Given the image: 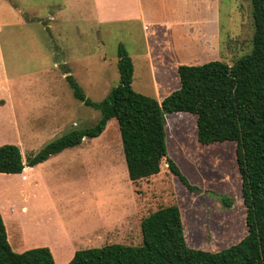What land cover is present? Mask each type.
I'll return each instance as SVG.
<instances>
[{"label":"rangeland","instance_id":"1","mask_svg":"<svg viewBox=\"0 0 264 264\" xmlns=\"http://www.w3.org/2000/svg\"><path fill=\"white\" fill-rule=\"evenodd\" d=\"M141 2L145 22L136 12L123 16L118 1L0 0V144L18 145L25 161L60 135L93 125L99 110L74 96L66 76L89 100L101 101L118 83L119 45L132 59L134 90L161 100L178 87L175 65H157L154 56L168 44L162 23L175 19L182 4ZM220 2L219 48L213 42L214 54L208 55L172 41L174 58L231 63L251 50L250 0ZM165 126L169 157L199 191L187 189L165 163L156 175L132 182L111 118L98 137L19 173H0V212L9 240L47 245L55 264H66L78 249L140 244V219L174 203L189 246L217 251L237 242L246 226L235 142L199 143L189 113L166 115ZM220 195L230 198L229 206Z\"/></svg>","mask_w":264,"mask_h":264},{"label":"trees","instance_id":"2","mask_svg":"<svg viewBox=\"0 0 264 264\" xmlns=\"http://www.w3.org/2000/svg\"><path fill=\"white\" fill-rule=\"evenodd\" d=\"M251 50L231 63L211 59L176 67L179 85L161 100L133 89V62L118 46L119 79L99 102L89 100L67 75L74 96L99 110L89 127L72 129L22 159L14 143L0 144V173H19L25 166L99 136L108 120L118 124L127 174L132 182L160 172L162 163L190 191V183L166 146L165 116H195L196 139L202 144L235 142V163L245 207L246 233L226 248L209 251L187 244L180 208L161 205L140 219L141 243L110 242L76 250L66 264H264V0H250ZM4 100L0 98V105ZM227 206L231 200L220 195ZM0 264H55L47 246L15 251L0 213Z\"/></svg>","mask_w":264,"mask_h":264},{"label":"crops","instance_id":"3","mask_svg":"<svg viewBox=\"0 0 264 264\" xmlns=\"http://www.w3.org/2000/svg\"><path fill=\"white\" fill-rule=\"evenodd\" d=\"M113 1H118V3L121 4V6L123 7V10H124L123 12H127V13H123L122 14L123 16L125 17L131 16L129 15V12L132 11V12H136V15H138L139 19L143 20V22L146 21V16L142 12L143 9H142L141 0H120L121 3L119 2V0H109V1L106 0V2H113ZM176 1L181 2L182 9L184 10H182L181 12H178L177 16H175V19H172L169 22L164 21L162 23L164 27L168 29V33H169L167 34L168 39L166 38L164 40V43H168V44H165L166 51L162 49L160 53L154 56V58L157 59V61L155 60L157 65H161V66L175 65V68H174L175 71H176V67L179 64H190L192 61L186 62L185 60H179L177 58H174L173 56L174 50H173V47H171L172 41L176 42L177 44H182L183 47L187 46L188 49L198 48L199 50H201L200 52L210 55V54H214L213 51L210 52V50L213 49V42L216 43V49L219 48L220 34H221L220 20H219L221 0H176ZM173 9H174V13H176L175 8ZM198 12L200 13V17H194L196 14H198ZM201 48H203L204 50H202ZM190 53H191L190 54L191 56L192 52L190 51ZM204 61H207V60H204ZM204 61H201V62H204ZM201 62H198V63H201ZM151 63L152 61L151 59H149V64ZM55 154H58V153H55ZM55 154H52L49 157ZM40 163H37V164H40ZM26 167L27 166H25L23 169H25ZM11 213L12 212L10 211V215ZM7 235H8V232H7ZM11 240L12 242L10 240L9 242L15 251H22L26 248L33 247V246H47V245L24 246L25 245L24 243L19 244L20 242L19 239H18V242H14L12 238Z\"/></svg>","mask_w":264,"mask_h":264}]
</instances>
